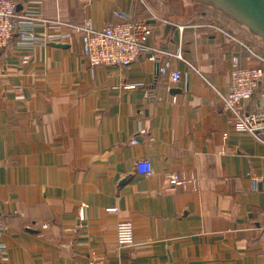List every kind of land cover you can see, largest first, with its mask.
<instances>
[{
	"label": "crops",
	"instance_id": "0c3cea01",
	"mask_svg": "<svg viewBox=\"0 0 264 264\" xmlns=\"http://www.w3.org/2000/svg\"><path fill=\"white\" fill-rule=\"evenodd\" d=\"M114 11L146 20L157 51H180L170 69L181 80L146 55L90 70L75 35L21 52L11 42L0 56V264H264V144L222 110L239 47L208 26L230 27L201 18L180 32L188 24L150 19L137 0H42L41 18L100 29ZM123 83L141 87L114 89ZM263 101L264 80L242 113ZM140 160L150 176L135 173ZM170 175L182 182L173 192ZM118 223L132 225L134 248L109 244Z\"/></svg>",
	"mask_w": 264,
	"mask_h": 264
},
{
	"label": "built area",
	"instance_id": "2783aa9c",
	"mask_svg": "<svg viewBox=\"0 0 264 264\" xmlns=\"http://www.w3.org/2000/svg\"><path fill=\"white\" fill-rule=\"evenodd\" d=\"M137 2L147 10L150 19H154L143 0ZM15 0H0V56L10 47L15 40L14 51L21 52L31 50L36 46H46L49 43L64 44L72 40L73 35L79 37L81 54L86 60L90 70L98 68H129L143 55L157 66V72L161 77H167L172 84L181 80L179 71H171L170 60L183 61L180 51L175 54L161 53L150 46L153 35L152 29L144 19H137L134 12L114 11L112 21L100 29H94L83 22L80 25L70 26L60 22L49 25L41 18L42 0H24L21 10H17ZM39 26L46 29L64 28L65 32H56L45 35H37L35 29ZM204 26L188 24L179 27L182 32L185 29H201ZM220 31L227 39L234 42L239 51L230 60L231 70L229 81L224 95L220 96L222 110L233 129L253 137L257 142L264 144V101L252 114L242 113L245 104L249 102L259 85L264 80V58L248 49L234 35H230L214 26H208ZM14 38V39H13ZM246 51V63L242 65L240 54ZM163 55V58H160ZM255 64H252V62ZM190 69L191 65L185 63ZM141 87L140 84H120L114 89L118 92H127ZM13 92L19 94L20 88H14ZM143 134V132H139ZM131 145L136 141L131 140ZM1 168V165H0ZM135 173L140 176H150L152 164L149 160H140L135 163ZM182 182L174 175L168 176L166 190L173 192ZM106 214L117 215L116 208L105 209ZM6 228L0 224V235ZM260 238L264 241V228L260 231ZM109 244L117 250L131 249L135 247L133 227L130 223H118L109 240ZM0 245V252L3 253ZM90 264H101L91 261Z\"/></svg>",
	"mask_w": 264,
	"mask_h": 264
},
{
	"label": "rangeland",
	"instance_id": "374dc122",
	"mask_svg": "<svg viewBox=\"0 0 264 264\" xmlns=\"http://www.w3.org/2000/svg\"><path fill=\"white\" fill-rule=\"evenodd\" d=\"M149 12L155 18L192 24L201 18L213 20L224 26L244 42L255 54L264 58V43L247 27L233 19L215 4L208 0H143Z\"/></svg>",
	"mask_w": 264,
	"mask_h": 264
},
{
	"label": "water",
	"instance_id": "95a60500",
	"mask_svg": "<svg viewBox=\"0 0 264 264\" xmlns=\"http://www.w3.org/2000/svg\"><path fill=\"white\" fill-rule=\"evenodd\" d=\"M264 43V0H208ZM63 47V46H61Z\"/></svg>",
	"mask_w": 264,
	"mask_h": 264
},
{
	"label": "trees",
	"instance_id": "16d2710c",
	"mask_svg": "<svg viewBox=\"0 0 264 264\" xmlns=\"http://www.w3.org/2000/svg\"><path fill=\"white\" fill-rule=\"evenodd\" d=\"M14 39V38H13Z\"/></svg>",
	"mask_w": 264,
	"mask_h": 264
}]
</instances>
